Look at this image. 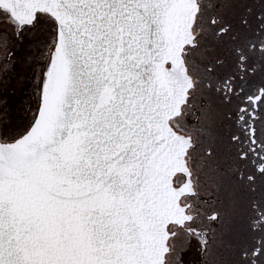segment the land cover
<instances>
[{
  "label": "snow or ice",
  "instance_id": "snow-or-ice-1",
  "mask_svg": "<svg viewBox=\"0 0 264 264\" xmlns=\"http://www.w3.org/2000/svg\"><path fill=\"white\" fill-rule=\"evenodd\" d=\"M0 264H264V0H0Z\"/></svg>",
  "mask_w": 264,
  "mask_h": 264
}]
</instances>
